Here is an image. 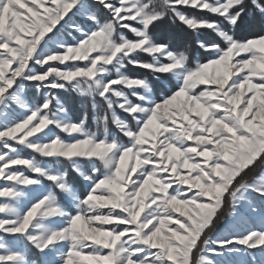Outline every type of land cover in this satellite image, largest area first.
Segmentation results:
<instances>
[{"label": "snow or ice", "instance_id": "6c2138e0", "mask_svg": "<svg viewBox=\"0 0 264 264\" xmlns=\"http://www.w3.org/2000/svg\"><path fill=\"white\" fill-rule=\"evenodd\" d=\"M249 16L264 0H0V264H258L264 174L244 177L264 167V34H234ZM168 20L184 50L157 34ZM226 201V234L205 238ZM245 215L260 229L237 231Z\"/></svg>", "mask_w": 264, "mask_h": 264}, {"label": "trees", "instance_id": "16d2710c", "mask_svg": "<svg viewBox=\"0 0 264 264\" xmlns=\"http://www.w3.org/2000/svg\"><path fill=\"white\" fill-rule=\"evenodd\" d=\"M157 34L161 37H166L171 40V42L179 48V50H184L187 43V39L182 33L178 32L175 29V26L172 25L171 21L168 20L165 23L161 24L157 29ZM234 34L241 39L251 38L257 34H264V21L259 20L258 18H253L251 16L245 17L244 20L239 24V26L234 30ZM215 39V37H211ZM190 57L195 60L197 58L203 60L205 58L202 50H199L195 46L188 49ZM129 71L134 75L145 76L147 73L144 70L132 68L129 66ZM62 102L65 103V106L71 110V113L74 116H82L83 111L81 109V100L76 93L65 94L62 96ZM89 130L97 131L96 125L92 122L91 118L88 121ZM102 131V130H101ZM112 134H117L114 127L110 128ZM118 135V134H117ZM122 141L126 138L121 137ZM264 167L258 166L248 176L244 177V180L251 182L256 178ZM231 211L230 201H226L225 205L222 208L219 218L217 219L215 226L212 227L211 231H206L205 238H212L215 233L221 228L225 220L228 218V214Z\"/></svg>", "mask_w": 264, "mask_h": 264}, {"label": "rangeland", "instance_id": "374dc122", "mask_svg": "<svg viewBox=\"0 0 264 264\" xmlns=\"http://www.w3.org/2000/svg\"><path fill=\"white\" fill-rule=\"evenodd\" d=\"M68 38L70 39L71 37H68ZM61 135L63 136L64 134H61ZM22 155L27 156V155H29V153L27 152V150H24V151H22ZM261 174H264V169L261 171V173L259 175H261ZM256 203L258 204L259 207H261L262 210H264V203H261L259 200H257ZM244 227L245 228L253 227V228L259 230L261 226L259 225L258 221L254 220L250 216L245 215L244 218H242L241 220H239L237 222L236 230L239 231L241 228H244ZM224 234H226V224H225V222L211 239H216L217 236L224 235ZM29 255H30V259H33V260H36L37 262H39V257L35 254L34 250ZM206 255L208 256V259L216 261V264H224L225 260L235 259V258H228V257H225V258L217 257V256L211 255V254H206ZM256 257H257L258 264H264V254L257 252L256 253ZM245 259H248V258H245ZM249 264H251V262H249Z\"/></svg>", "mask_w": 264, "mask_h": 264}]
</instances>
